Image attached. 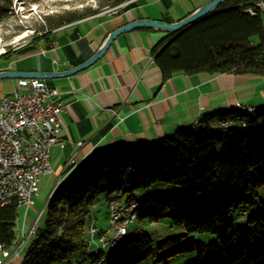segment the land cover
I'll return each mask as SVG.
<instances>
[{"label":"trees","instance_id":"16d2710c","mask_svg":"<svg viewBox=\"0 0 264 264\" xmlns=\"http://www.w3.org/2000/svg\"><path fill=\"white\" fill-rule=\"evenodd\" d=\"M125 1L98 0V8L47 14L29 44ZM255 1L226 0L190 25L166 32L151 49L161 78L176 72L264 75L263 21L260 13L246 11L256 8ZM11 11L12 0H0V22ZM11 54L5 51L0 59ZM195 124L154 142L100 153L59 182L46 202L44 226L38 225L21 264L66 263L77 251L89 255L90 264H140L150 257L153 240L143 227L112 252L106 249L111 247L91 252L88 225L95 217L93 202L103 192L123 201L138 194L141 225L169 218L181 230L157 242L158 250L167 251L161 259L194 252L187 264H264V212L248 213L244 226L229 218L232 210L256 203L264 189V107L212 111ZM230 125L236 128L229 131ZM161 182L184 186L187 194L157 192L154 185ZM17 209L16 201L0 205V243L8 246L16 238ZM190 233H210L215 239L185 240Z\"/></svg>","mask_w":264,"mask_h":264},{"label":"crops","instance_id":"0c3cea01","mask_svg":"<svg viewBox=\"0 0 264 264\" xmlns=\"http://www.w3.org/2000/svg\"><path fill=\"white\" fill-rule=\"evenodd\" d=\"M208 1L132 0L115 13H94L52 29L48 38L15 49L0 63V70H67L92 56L109 33L129 21H178ZM164 35L150 27L131 29L117 35L90 66L42 79L58 88L66 106L59 134L64 145L57 143L50 148V172L55 174L50 191L100 153L124 144L154 142L179 128H191L200 116L212 111L264 107V75L176 72L162 79L151 49ZM13 53H20L19 57L13 59ZM30 208L33 210L30 206L25 218L32 213ZM19 223L17 227L24 232L33 222L28 224L25 219Z\"/></svg>","mask_w":264,"mask_h":264},{"label":"built area","instance_id":"2783aa9c","mask_svg":"<svg viewBox=\"0 0 264 264\" xmlns=\"http://www.w3.org/2000/svg\"><path fill=\"white\" fill-rule=\"evenodd\" d=\"M262 5L256 0V8L249 7V13L258 14ZM65 107L58 88L40 78H18L10 94L0 92V205L16 201L18 206H25L24 215L32 206L40 176L51 171V146L64 145L59 134ZM131 204L120 198L114 200V214L126 211ZM40 212L31 226H38ZM126 222L130 221L116 222L115 240L125 232ZM106 237H101V242ZM22 246L18 239L12 246L0 243V264L19 256Z\"/></svg>","mask_w":264,"mask_h":264},{"label":"rangeland","instance_id":"374dc122","mask_svg":"<svg viewBox=\"0 0 264 264\" xmlns=\"http://www.w3.org/2000/svg\"><path fill=\"white\" fill-rule=\"evenodd\" d=\"M132 0H126L123 5L118 7V10H121L127 4H129ZM183 4V3H182ZM98 0H12V11L7 16L6 19L0 22V56L5 51L13 52L15 49L26 46L31 47L32 44H29L34 30L39 25H44L45 20L44 17L47 14H55L63 12L64 10H73V9H84L87 7L90 8H98ZM181 7H185V4L181 5ZM115 11V12H117ZM114 10H109L107 13H112ZM114 12V13H115ZM20 53H13V59L19 57ZM4 59H0V63H2ZM15 79L14 78H4L0 79V92L3 94H10L15 88ZM246 110H253L246 109ZM197 122V121H196ZM195 122V123H196ZM231 126V125H230ZM229 127V126H228ZM192 128V127H191ZM51 155L53 152L50 150ZM59 153V150L56 151V155ZM53 158V157H52ZM52 162V160L50 159ZM55 183V174L53 172H48L42 174L39 178L37 192L33 196V203L31 209V214H27L26 218L24 217L25 206L19 205L17 209V223H23V220H27L28 224H31L37 215L40 212V215L37 220V224L40 227L44 226V221L46 217L45 213V205L50 196L51 188ZM59 182L56 184L58 185ZM154 188L157 192H175L177 195H186V189L184 186L178 185H167L166 183H158L154 185ZM113 193L103 192L97 196V198L93 202V209L95 213L96 221L93 219V223L98 229L101 228V231H105L109 226V198L113 197ZM259 211L264 212V189L260 190L259 196L256 198V203L254 204H244V206L234 209L229 213V218L233 220L235 226H244L247 224V214L248 213H257ZM29 216V217H28ZM29 227V226H28ZM27 227V228H28ZM27 228H18L17 224L15 227L16 238L18 239L22 246L19 256L11 258L5 264H21L22 258L25 255L26 248L30 243L33 236L36 233L38 228L37 225L30 226ZM143 227L147 232H149L152 240H153V253L150 257H148L145 261L140 264H187V262L195 258L197 255L194 252H185L178 253L172 256H167L164 259H161L167 251L166 250H158L156 248V244L159 241H162L166 238L170 233L173 232H181V230L172 226L169 218H163L162 220L154 223H146L141 225L138 220L129 225L128 234L124 235L119 244L125 243L133 234L140 228ZM33 229V230H32ZM22 236L20 237V231ZM32 230V231H30ZM19 236V237H18ZM197 238L199 240H203L206 242L212 241L215 239V236L210 233H197V234H188L184 239ZM27 243V244H26ZM12 246V243L10 244ZM91 248V252H92ZM109 250L108 252H112L114 247L106 248ZM91 257L89 255L81 254L80 252H74L69 259V262L66 263H58V264H90Z\"/></svg>","mask_w":264,"mask_h":264},{"label":"water","instance_id":"95a60500","mask_svg":"<svg viewBox=\"0 0 264 264\" xmlns=\"http://www.w3.org/2000/svg\"><path fill=\"white\" fill-rule=\"evenodd\" d=\"M226 0H210L206 2L205 4L199 6L194 11L186 15L185 17L181 18L178 21L174 22H167L160 19H150V18H137L132 21L127 22L126 24L116 28L113 30L105 41L102 43L100 48L88 59H86L84 62L63 71H57V72H47V71H39V70H11V69H3L0 70V79L4 78H51V77H60L72 74L74 72H77L83 68H86L90 66L92 63H94L99 57L103 54L107 46L110 44V42L119 34L129 31L134 28L138 27H150L155 28L163 32H174L178 31L194 21L198 20L199 18L211 13L215 8L220 6L223 2ZM236 128V126H229L228 130L231 131L232 129Z\"/></svg>","mask_w":264,"mask_h":264},{"label":"bare ground","instance_id":"6f19581e","mask_svg":"<svg viewBox=\"0 0 264 264\" xmlns=\"http://www.w3.org/2000/svg\"><path fill=\"white\" fill-rule=\"evenodd\" d=\"M118 7H120V5L109 8V9H105L101 12L105 13L113 8H118ZM246 11L249 12V9L247 8ZM250 108L251 107H249L248 109ZM195 125L196 124L194 123L192 127H194ZM138 197L139 196L137 194L135 196L130 197L127 200H124L123 202H130L133 204L128 206L126 211L119 212L117 214H114L113 203H114V200L119 199V198H117L116 196L109 198V206H108L109 207V217H108L109 226L105 231L99 230L98 227L96 226L94 228V223H91V222L89 223L88 225L89 241L91 245H94L95 251H100L102 249H105L106 247H113L117 245L120 242L121 238L128 233L129 225L135 222L137 219V208L139 206ZM122 221H130V222H126L125 232L123 234H119L117 239L115 240V234H113V228L115 227L116 222H122ZM105 234L107 235V237L105 238V242H101V237H103Z\"/></svg>","mask_w":264,"mask_h":264}]
</instances>
